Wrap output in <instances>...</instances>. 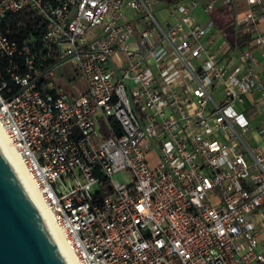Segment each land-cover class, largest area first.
Returning <instances> with one entry per match:
<instances>
[{"label": "built area", "instance_id": "obj_1", "mask_svg": "<svg viewBox=\"0 0 264 264\" xmlns=\"http://www.w3.org/2000/svg\"><path fill=\"white\" fill-rule=\"evenodd\" d=\"M244 3L230 45L234 0H0V128L77 264H264V0ZM25 9L31 50L4 27ZM66 60L84 92L45 81Z\"/></svg>", "mask_w": 264, "mask_h": 264}, {"label": "water", "instance_id": "obj_2", "mask_svg": "<svg viewBox=\"0 0 264 264\" xmlns=\"http://www.w3.org/2000/svg\"><path fill=\"white\" fill-rule=\"evenodd\" d=\"M0 264H67L1 148Z\"/></svg>", "mask_w": 264, "mask_h": 264}, {"label": "trees", "instance_id": "obj_3", "mask_svg": "<svg viewBox=\"0 0 264 264\" xmlns=\"http://www.w3.org/2000/svg\"><path fill=\"white\" fill-rule=\"evenodd\" d=\"M224 8L216 10L213 14V20L220 31L228 35L230 33V27L233 24L232 18H227L224 15ZM229 9V8H228ZM223 10V11H222ZM231 10V9H229ZM4 27L7 29V37L10 41L16 43L18 48L28 47L29 50L32 47L28 43V39L34 40L36 44L40 43V36L46 30V22L36 13L25 9L18 14L8 16L4 22ZM14 62H18V66L21 73L23 71V65L19 59H14ZM9 63L6 57H0V82L7 83L8 88L11 89L12 95L19 91V88L13 83L7 72ZM102 196V195H101Z\"/></svg>", "mask_w": 264, "mask_h": 264}, {"label": "rangeland", "instance_id": "obj_4", "mask_svg": "<svg viewBox=\"0 0 264 264\" xmlns=\"http://www.w3.org/2000/svg\"><path fill=\"white\" fill-rule=\"evenodd\" d=\"M234 3L237 8V12L234 13V10H229L228 7H225L224 10V15L227 18H232L236 16L238 19L243 18L246 13H247V8L244 3V0H234ZM157 8H153L152 10H156ZM222 10V11H223ZM155 19L158 22H162L161 16L157 14V12L154 14ZM96 33L92 35L90 39L95 38ZM247 35L243 30L238 31V43H240ZM226 41L230 44L233 45L235 42L234 35H225ZM45 81L47 82H57L63 89L67 90L68 93L74 94L77 92H84L86 84L85 81L80 78L79 74L75 71L74 64L71 60H66L62 62L57 68H55L54 72L52 75L48 74L45 76ZM264 121V113L259 114L258 116H255L254 119H252V123L254 126H259L260 123ZM250 143L252 146H254L256 143L253 140H250ZM125 180H129V176H124ZM109 185L105 184L103 187V195L107 196L109 195Z\"/></svg>", "mask_w": 264, "mask_h": 264}, {"label": "bare ground", "instance_id": "obj_5", "mask_svg": "<svg viewBox=\"0 0 264 264\" xmlns=\"http://www.w3.org/2000/svg\"><path fill=\"white\" fill-rule=\"evenodd\" d=\"M0 148L3 153V156L7 162V164L11 167L21 184L23 185L25 191L27 192L28 196L30 197L35 210L43 220L53 242L59 249L62 257L66 261L67 264H77L75 258L73 257L72 253L64 244L60 233L58 232L57 228L54 226L53 221L47 210L44 208L40 196L36 189L34 188L33 184L29 180L28 176L26 175L25 169L21 164L20 160L18 159L17 155L9 145L2 129L0 128Z\"/></svg>", "mask_w": 264, "mask_h": 264}]
</instances>
